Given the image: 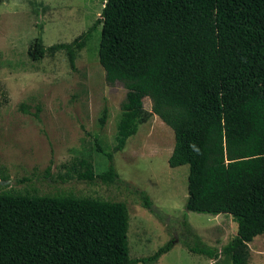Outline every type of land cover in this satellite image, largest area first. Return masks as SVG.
I'll return each mask as SVG.
<instances>
[{
	"label": "trees",
	"instance_id": "1",
	"mask_svg": "<svg viewBox=\"0 0 264 264\" xmlns=\"http://www.w3.org/2000/svg\"><path fill=\"white\" fill-rule=\"evenodd\" d=\"M100 25L106 83L126 90L115 150L159 117L175 137L169 166L189 168L186 209L238 221L220 253L200 238L189 251L212 264L239 262L237 251L264 235V0H107L72 42L35 40L28 55L64 52L76 69ZM107 117L104 109L101 126ZM78 166V180L117 178L112 163L96 176L92 155ZM142 200L153 211L146 194ZM129 221L123 202L0 193V264H155L172 249L131 259Z\"/></svg>",
	"mask_w": 264,
	"mask_h": 264
},
{
	"label": "rangeland",
	"instance_id": "2",
	"mask_svg": "<svg viewBox=\"0 0 264 264\" xmlns=\"http://www.w3.org/2000/svg\"><path fill=\"white\" fill-rule=\"evenodd\" d=\"M106 1L0 0V193L123 202L131 259L172 243L155 264H212L189 247L200 238L220 253L236 236L238 221L186 209L189 168L169 166L175 137L159 117L140 125L125 147L115 150L126 90L106 83L98 56L101 25L80 51L76 69L64 52L39 61L28 55L35 40L46 47L72 42L100 18ZM144 107L151 111L149 98ZM104 109L108 117L101 126ZM88 155L96 176L113 164V183L77 179L78 161ZM142 194L153 211L143 207ZM237 255L234 264H264V235Z\"/></svg>",
	"mask_w": 264,
	"mask_h": 264
}]
</instances>
